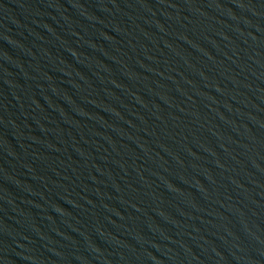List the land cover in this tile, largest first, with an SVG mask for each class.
<instances>
[{
	"label": "water",
	"instance_id": "obj_1",
	"mask_svg": "<svg viewBox=\"0 0 264 264\" xmlns=\"http://www.w3.org/2000/svg\"><path fill=\"white\" fill-rule=\"evenodd\" d=\"M0 264H264V0H0Z\"/></svg>",
	"mask_w": 264,
	"mask_h": 264
}]
</instances>
